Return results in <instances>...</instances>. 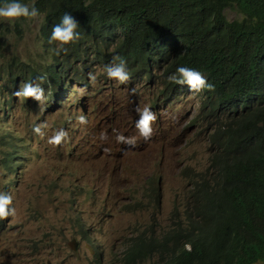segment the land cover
<instances>
[{"label": "rangeland", "instance_id": "rangeland-1", "mask_svg": "<svg viewBox=\"0 0 264 264\" xmlns=\"http://www.w3.org/2000/svg\"><path fill=\"white\" fill-rule=\"evenodd\" d=\"M225 16L243 17L234 7ZM42 22V15L0 20V66L15 59L43 72L53 64L52 49L40 38ZM69 64L72 73L82 66ZM105 68L94 61L84 74L82 66L85 84L71 77L51 100L46 90L52 87L43 88V102L15 96L23 85L0 79V192L12 197L15 209L0 220V264H123L135 236L159 239L172 230L178 211L184 217L194 189L186 176L203 170L208 158L204 123L192 125L203 98L182 90L156 99L145 89L150 85L133 75L119 84ZM153 76L165 80L163 70L153 69ZM144 107L157 117L147 140L135 127L136 109ZM81 115L87 123L78 122ZM37 125L44 126L43 137L33 132ZM59 129L68 140L50 145ZM120 134L135 143H119Z\"/></svg>", "mask_w": 264, "mask_h": 264}, {"label": "trees", "instance_id": "trees-1", "mask_svg": "<svg viewBox=\"0 0 264 264\" xmlns=\"http://www.w3.org/2000/svg\"><path fill=\"white\" fill-rule=\"evenodd\" d=\"M20 2L34 5L43 16L39 34L52 49L53 64L35 72L15 59L3 63L0 79L16 89L34 83L64 91L71 77L85 84L82 66L85 74L94 61L106 67L116 56L126 60L136 83L157 81L156 68L163 70L167 86L186 91L168 80L184 66L214 85V91L196 92L205 100L192 125L204 123L208 158L203 170L186 176L194 189L184 217L178 211L172 230L159 239L146 232L135 236L123 264L264 262V0ZM233 7L241 20L226 18ZM65 13L78 22L80 39L66 45L67 54L57 55V44L49 39ZM70 62L82 66L72 73Z\"/></svg>", "mask_w": 264, "mask_h": 264}, {"label": "clouds", "instance_id": "clouds-1", "mask_svg": "<svg viewBox=\"0 0 264 264\" xmlns=\"http://www.w3.org/2000/svg\"><path fill=\"white\" fill-rule=\"evenodd\" d=\"M40 16V12L33 5L29 6L24 3H21L20 0H4V2L0 3V20L12 21L14 22L17 19L25 18V19H36ZM79 27L78 22L74 19V17L65 13L61 18L59 24H56L52 28L51 36L49 39V43L56 42L57 48L55 49L56 54L59 55L61 52L67 54L68 48L66 45L73 43L74 41H78L80 39V33L77 31ZM114 62L111 65L106 66L105 71L107 76L110 79L115 80L119 84H126L131 79L129 71L127 70V62L123 58L116 56L113 58ZM155 80L152 81V85L145 83V89H151L153 91V95L158 99L167 98L166 94L170 91H175L172 87L167 86L165 81H160L154 76ZM39 80L43 81L45 77H38ZM92 81H95V76H90ZM170 83L182 85V87L186 91H190L191 93H195L196 95L201 96L203 100H205V96L201 94H197L196 92H201L202 90L207 89L208 91H214V85L209 83L204 75L201 72L189 68L180 66L176 69V72L168 77ZM158 82V83H156ZM187 85V86H184ZM168 89H165L167 88ZM155 89V90H154ZM164 90V95L161 94V91ZM47 98L51 100V98H57L58 94L64 92L59 90L57 92V88H48ZM56 91V94H54ZM134 91V90H133ZM194 91V92H193ZM83 94V90H81ZM17 97L24 98H32L35 101L43 102L44 97V89L39 84L34 83H25L20 90H15L14 93ZM50 96V97H49ZM157 99V98H156ZM163 100V99H162ZM164 101V100H163ZM202 104V103H201ZM200 104V105H201ZM197 108V114L199 111V107ZM136 111L139 114V119L136 121V129L141 137L145 140L149 139L153 133V123L156 121V115L151 111L149 107H144L143 109L137 108ZM196 114V115H197ZM78 122L80 124L87 123L85 117L83 115L78 117ZM43 125H37L33 128V132L41 137L44 136V132L42 131ZM69 138V134L64 129H59L55 131V133L48 139V143L53 146H59L62 143L66 142ZM119 143H124L128 145H132L135 143L134 139L125 137L120 134L116 137ZM191 186V184L189 183ZM190 193V191H189ZM12 203V197L3 192H0V220L7 218L9 215H13L15 213V209H10L9 205ZM178 215H174L172 220V227L178 221ZM130 245V244H129ZM128 245V246H129ZM144 262V261H143ZM139 262V264L143 263Z\"/></svg>", "mask_w": 264, "mask_h": 264}, {"label": "water", "instance_id": "water-1", "mask_svg": "<svg viewBox=\"0 0 264 264\" xmlns=\"http://www.w3.org/2000/svg\"><path fill=\"white\" fill-rule=\"evenodd\" d=\"M70 248L72 250H75V247H76V243L74 241H72L70 244H69Z\"/></svg>", "mask_w": 264, "mask_h": 264}]
</instances>
